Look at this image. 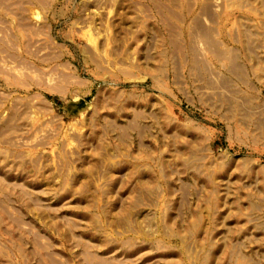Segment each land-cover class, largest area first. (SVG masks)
<instances>
[{"label": "rangeland", "instance_id": "374dc122", "mask_svg": "<svg viewBox=\"0 0 264 264\" xmlns=\"http://www.w3.org/2000/svg\"><path fill=\"white\" fill-rule=\"evenodd\" d=\"M170 2L0 0V264H264V0Z\"/></svg>", "mask_w": 264, "mask_h": 264}, {"label": "crops", "instance_id": "0c3cea01", "mask_svg": "<svg viewBox=\"0 0 264 264\" xmlns=\"http://www.w3.org/2000/svg\"><path fill=\"white\" fill-rule=\"evenodd\" d=\"M162 1V2H161ZM171 1V0H170ZM173 2V1H172ZM162 4V5H161ZM171 2L167 5L165 0H158L157 13L152 14V18L155 20L154 25L159 26L160 23L165 24V15L167 13L172 14ZM175 7V6H174ZM168 11V12H167Z\"/></svg>", "mask_w": 264, "mask_h": 264}]
</instances>
